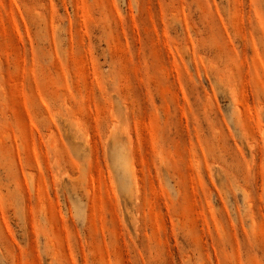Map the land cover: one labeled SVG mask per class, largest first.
<instances>
[{"label":"rangeland","instance_id":"374dc122","mask_svg":"<svg viewBox=\"0 0 264 264\" xmlns=\"http://www.w3.org/2000/svg\"><path fill=\"white\" fill-rule=\"evenodd\" d=\"M0 264H264V0H0Z\"/></svg>","mask_w":264,"mask_h":264}]
</instances>
